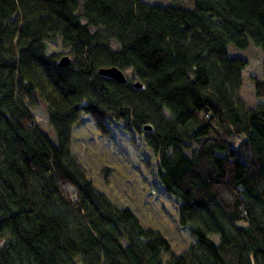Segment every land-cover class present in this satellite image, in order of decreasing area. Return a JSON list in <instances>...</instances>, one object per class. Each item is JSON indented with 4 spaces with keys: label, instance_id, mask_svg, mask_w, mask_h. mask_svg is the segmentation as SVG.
I'll return each mask as SVG.
<instances>
[{
    "label": "trees",
    "instance_id": "16d2710c",
    "mask_svg": "<svg viewBox=\"0 0 264 264\" xmlns=\"http://www.w3.org/2000/svg\"><path fill=\"white\" fill-rule=\"evenodd\" d=\"M57 40L65 66L47 54ZM250 44L264 71V0H0V264H264V103L246 107L247 61L229 54ZM109 66L134 81L98 73ZM253 89L264 99V76ZM82 113L102 134H142L195 236L186 251L94 188L71 151Z\"/></svg>",
    "mask_w": 264,
    "mask_h": 264
},
{
    "label": "rangeland",
    "instance_id": "374dc122",
    "mask_svg": "<svg viewBox=\"0 0 264 264\" xmlns=\"http://www.w3.org/2000/svg\"><path fill=\"white\" fill-rule=\"evenodd\" d=\"M148 4H179L190 8L194 0H142ZM84 22V20H82ZM111 47L118 48L115 41ZM58 53L60 57L67 54L59 40L47 42V54ZM229 54L239 56L247 61L242 71L240 97L248 109L264 103L256 97L253 78L263 79V57L254 44L244 50L229 47ZM128 80L134 81L131 69H125ZM32 113L39 127L50 137L53 135L47 122L46 108L41 102L32 108ZM122 121L108 122L109 132L102 134L94 125L89 114H81V122L71 130V151L75 159L85 170L94 188L103 193L118 208H128L134 212L145 227L162 234L170 244L174 255L186 251L196 241L189 225H181L178 220V200L169 195L161 185L158 177V158L146 145L140 132L124 128ZM230 146H236L240 136L225 135L217 132L209 136ZM54 139V135H53ZM209 238L218 242V234ZM169 255L163 256V261Z\"/></svg>",
    "mask_w": 264,
    "mask_h": 264
},
{
    "label": "water",
    "instance_id": "95a60500",
    "mask_svg": "<svg viewBox=\"0 0 264 264\" xmlns=\"http://www.w3.org/2000/svg\"><path fill=\"white\" fill-rule=\"evenodd\" d=\"M70 62V59L67 55H63L57 62L58 66H65ZM98 73L106 76L117 83H125L127 81V75L125 71L120 70L115 66L103 67L98 70ZM134 86L137 88L141 87V84L138 81L134 82ZM144 130L149 131L151 129L150 125H145Z\"/></svg>",
    "mask_w": 264,
    "mask_h": 264
}]
</instances>
